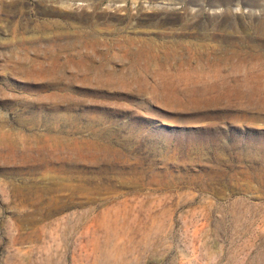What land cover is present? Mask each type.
I'll list each match as a JSON object with an SVG mask.
<instances>
[{"label": "rangeland", "instance_id": "rangeland-1", "mask_svg": "<svg viewBox=\"0 0 264 264\" xmlns=\"http://www.w3.org/2000/svg\"><path fill=\"white\" fill-rule=\"evenodd\" d=\"M0 264H264V0H0Z\"/></svg>", "mask_w": 264, "mask_h": 264}, {"label": "bare ground", "instance_id": "bare-ground-1", "mask_svg": "<svg viewBox=\"0 0 264 264\" xmlns=\"http://www.w3.org/2000/svg\"><path fill=\"white\" fill-rule=\"evenodd\" d=\"M75 258H76V256L73 255V256H72V261H75Z\"/></svg>", "mask_w": 264, "mask_h": 264}]
</instances>
